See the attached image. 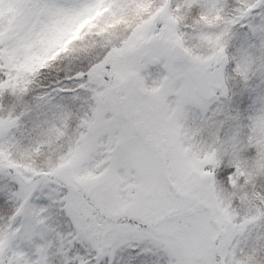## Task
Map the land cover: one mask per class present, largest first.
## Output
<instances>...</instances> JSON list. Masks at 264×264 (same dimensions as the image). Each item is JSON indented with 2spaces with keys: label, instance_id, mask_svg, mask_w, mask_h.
<instances>
[{
  "label": "snow or ice",
  "instance_id": "obj_1",
  "mask_svg": "<svg viewBox=\"0 0 264 264\" xmlns=\"http://www.w3.org/2000/svg\"><path fill=\"white\" fill-rule=\"evenodd\" d=\"M0 264H264V0H0Z\"/></svg>",
  "mask_w": 264,
  "mask_h": 264
}]
</instances>
